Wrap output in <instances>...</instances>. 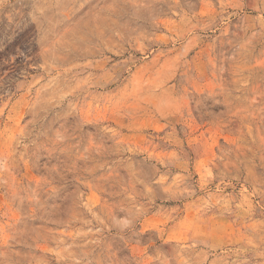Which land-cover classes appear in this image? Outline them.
Segmentation results:
<instances>
[{
    "label": "rangeland",
    "instance_id": "1",
    "mask_svg": "<svg viewBox=\"0 0 264 264\" xmlns=\"http://www.w3.org/2000/svg\"><path fill=\"white\" fill-rule=\"evenodd\" d=\"M0 264H264V0H0Z\"/></svg>",
    "mask_w": 264,
    "mask_h": 264
}]
</instances>
